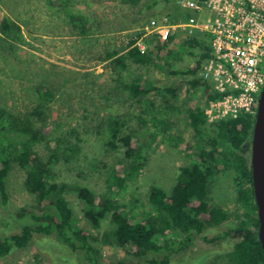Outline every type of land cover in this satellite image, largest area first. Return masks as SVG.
I'll return each mask as SVG.
<instances>
[{"label":"rangeland","instance_id":"1","mask_svg":"<svg viewBox=\"0 0 264 264\" xmlns=\"http://www.w3.org/2000/svg\"><path fill=\"white\" fill-rule=\"evenodd\" d=\"M148 1L0 0V148L10 152L28 144L44 159L53 155L50 180L66 184L64 195L73 207L74 221L90 231L100 250L99 264L139 262L142 257L117 243L110 214L96 226L84 218L77 188L110 197L134 218L149 216L150 188L156 185L168 192L181 167L210 149L208 138L215 133L213 121L207 119L194 134L189 110L192 104L205 110L206 97L202 87L188 82L191 75L171 73L196 62L198 49L174 37L167 52L153 56L151 51L162 40L149 26L155 15L143 10ZM181 2L170 0L159 15H167L171 23L183 20L187 13ZM139 40L149 45L145 53L137 48ZM133 48L145 59L134 56ZM137 80L156 89L132 96L129 84ZM176 83L174 93L164 90ZM35 131L44 137L29 142ZM124 135L139 149V157L125 155L126 146L119 139ZM218 146L217 159L206 160L212 170L207 199L222 206L230 218L205 230L209 239L220 235L219 239L197 237L173 253L169 264H236L227 253L238 238L223 234L238 219L235 214L246 210L237 203L230 149ZM238 152L250 159V143ZM133 159L140 166L118 183L113 172L127 170ZM28 167L10 162L8 202L0 198V238L31 224L30 212L46 210L25 186ZM175 236L170 233L169 238ZM51 245L58 255L56 263L32 240L0 258V264H87L67 248ZM66 252L71 256L65 260Z\"/></svg>","mask_w":264,"mask_h":264},{"label":"trees","instance_id":"2","mask_svg":"<svg viewBox=\"0 0 264 264\" xmlns=\"http://www.w3.org/2000/svg\"><path fill=\"white\" fill-rule=\"evenodd\" d=\"M123 1L135 2L136 0ZM169 1L150 0L143 6V10H146L147 15L150 16L160 14ZM54 3L62 4L63 0ZM185 13L187 15L184 19L189 16L188 11ZM3 23L5 26L8 25L6 21ZM172 38L170 36L168 40L158 43L151 51L153 56L167 52L166 46ZM185 43L190 48L198 49L196 62L184 69L172 70L171 73L191 75L188 82L192 86L202 87L206 99H216L224 95L214 91L209 82L203 80L198 74L202 61L210 55L205 35H196ZM131 53L134 56H140L141 60L145 59L136 48H133ZM177 85L179 84L176 83L174 87H165L164 90L174 93ZM129 88L132 96L149 93L156 89L155 86L139 80L129 84ZM254 119V113L242 111L234 118L214 121L212 124L215 133L208 138L210 149H203L200 154L194 156L191 164L181 167L176 183L168 192L156 185L150 188L147 202L151 206L152 213L149 216L134 218L117 207L110 197L96 194L87 187L77 188V195L84 202V218L96 226L110 214L113 225L112 234L117 243L129 248L134 255L142 257L139 262L118 260L110 264H169L173 253L189 247L197 237L202 236L207 241H216L221 237L216 235L209 239L204 235L209 227L219 225L230 218V213L222 206L211 203L207 199L212 170L206 160L217 159L215 155L219 153L218 145L220 144H225L230 149L229 153L232 155L230 159L235 168L233 181L237 203L246 210L240 216L235 214L238 219L224 231L223 235L238 238L229 248L227 255L236 264H264V247L258 237L259 223L250 159L238 152L251 142ZM206 121L204 110L192 104L189 110V123L194 134L200 132V127ZM38 137L43 138V132L30 133L28 141L32 142ZM119 139L122 145L126 146L127 157L140 156L139 149L133 146L130 136L124 135ZM6 151L0 148L1 202L6 204L9 199L6 179L10 162L14 160L22 166H30L27 170L25 186L36 196L38 204L46 210L40 214L30 212L31 224H25L0 238V258L9 255L14 249L25 247L34 240L40 251L53 256L55 263L58 255L53 253L51 244L67 248L82 262L99 264L100 250L92 243L90 231L74 221L73 207L64 195L66 184L50 180L54 176L50 166L53 155L44 159L33 152L28 144L20 150ZM139 166L140 162L133 159L127 170L125 167L123 172L115 170L113 176L118 183H121L125 174L132 173ZM170 233L171 235L177 233L178 236L171 240ZM67 252L62 257L65 260L71 256Z\"/></svg>","mask_w":264,"mask_h":264},{"label":"built area","instance_id":"3","mask_svg":"<svg viewBox=\"0 0 264 264\" xmlns=\"http://www.w3.org/2000/svg\"><path fill=\"white\" fill-rule=\"evenodd\" d=\"M181 5L189 12L187 18L171 23L158 14L148 22L162 41L171 36L185 43L205 35L210 55L198 74L224 93L206 99L207 119L234 118L242 111L255 114L264 85V0H182ZM136 45L141 53L149 48L143 40Z\"/></svg>","mask_w":264,"mask_h":264},{"label":"water","instance_id":"4","mask_svg":"<svg viewBox=\"0 0 264 264\" xmlns=\"http://www.w3.org/2000/svg\"><path fill=\"white\" fill-rule=\"evenodd\" d=\"M250 145V165L259 223L258 237L264 247V85L258 98Z\"/></svg>","mask_w":264,"mask_h":264}]
</instances>
